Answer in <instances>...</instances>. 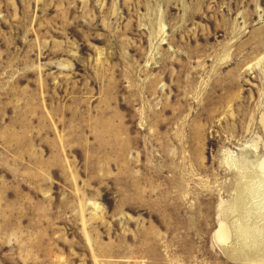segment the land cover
Here are the masks:
<instances>
[{
  "label": "rangeland",
  "instance_id": "374dc122",
  "mask_svg": "<svg viewBox=\"0 0 264 264\" xmlns=\"http://www.w3.org/2000/svg\"><path fill=\"white\" fill-rule=\"evenodd\" d=\"M263 170L264 0H0V264H264Z\"/></svg>",
  "mask_w": 264,
  "mask_h": 264
},
{
  "label": "bare ground",
  "instance_id": "6f19581e",
  "mask_svg": "<svg viewBox=\"0 0 264 264\" xmlns=\"http://www.w3.org/2000/svg\"><path fill=\"white\" fill-rule=\"evenodd\" d=\"M263 171H264V170H263ZM263 171H262V172H263ZM262 174H263V173H262Z\"/></svg>",
  "mask_w": 264,
  "mask_h": 264
}]
</instances>
